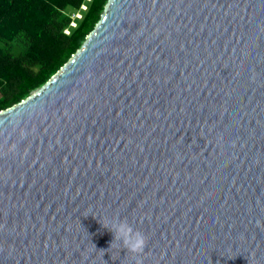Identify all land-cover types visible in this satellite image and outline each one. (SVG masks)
I'll use <instances>...</instances> for the list:
<instances>
[{
	"label": "water",
	"instance_id": "95a60500",
	"mask_svg": "<svg viewBox=\"0 0 264 264\" xmlns=\"http://www.w3.org/2000/svg\"><path fill=\"white\" fill-rule=\"evenodd\" d=\"M86 39L0 112V264H264V0H108Z\"/></svg>",
	"mask_w": 264,
	"mask_h": 264
},
{
	"label": "trees",
	"instance_id": "16d2710c",
	"mask_svg": "<svg viewBox=\"0 0 264 264\" xmlns=\"http://www.w3.org/2000/svg\"><path fill=\"white\" fill-rule=\"evenodd\" d=\"M107 3L0 0V112L28 98L69 62L101 20ZM68 10L82 13L75 18L76 26Z\"/></svg>",
	"mask_w": 264,
	"mask_h": 264
},
{
	"label": "clouds",
	"instance_id": "9594fccd",
	"mask_svg": "<svg viewBox=\"0 0 264 264\" xmlns=\"http://www.w3.org/2000/svg\"><path fill=\"white\" fill-rule=\"evenodd\" d=\"M101 223L103 227L114 233L113 242H122L123 247L134 255L144 252L148 243V237L143 232L134 229L127 220L121 221L116 218L113 221Z\"/></svg>",
	"mask_w": 264,
	"mask_h": 264
},
{
	"label": "rangeland",
	"instance_id": "374dc122",
	"mask_svg": "<svg viewBox=\"0 0 264 264\" xmlns=\"http://www.w3.org/2000/svg\"><path fill=\"white\" fill-rule=\"evenodd\" d=\"M83 8H87V5H85ZM68 13H69V14L71 15V17L73 18L71 25H72V26H76V25L78 24V22L76 21L75 18H81V17H82V13H81V12H77V11H73V10H68ZM66 32L69 33L70 30L67 29ZM35 92H36V91H33L32 94H34ZM32 94H31V95H32ZM31 95H30V96H31Z\"/></svg>",
	"mask_w": 264,
	"mask_h": 264
}]
</instances>
